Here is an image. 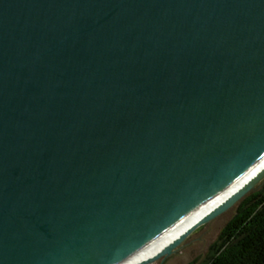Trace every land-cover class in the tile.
<instances>
[{"label":"water","instance_id":"95a60500","mask_svg":"<svg viewBox=\"0 0 264 264\" xmlns=\"http://www.w3.org/2000/svg\"><path fill=\"white\" fill-rule=\"evenodd\" d=\"M263 161L264 0H0V264H115Z\"/></svg>","mask_w":264,"mask_h":264},{"label":"trees","instance_id":"16d2710c","mask_svg":"<svg viewBox=\"0 0 264 264\" xmlns=\"http://www.w3.org/2000/svg\"><path fill=\"white\" fill-rule=\"evenodd\" d=\"M201 264H264V186L240 203Z\"/></svg>","mask_w":264,"mask_h":264},{"label":"rangeland","instance_id":"374dc122","mask_svg":"<svg viewBox=\"0 0 264 264\" xmlns=\"http://www.w3.org/2000/svg\"><path fill=\"white\" fill-rule=\"evenodd\" d=\"M264 186L259 185L256 190L251 192L247 197L259 191ZM243 199V200H244ZM241 200L236 206L222 214L221 216L211 220L205 225L198 228L195 232L190 234L177 248H175L168 255L161 257L151 264H201L207 257L210 248L214 245L223 229L233 219Z\"/></svg>","mask_w":264,"mask_h":264},{"label":"bare ground","instance_id":"6f19581e","mask_svg":"<svg viewBox=\"0 0 264 264\" xmlns=\"http://www.w3.org/2000/svg\"><path fill=\"white\" fill-rule=\"evenodd\" d=\"M262 170H264V161L254 168L250 173L245 175L243 178L238 180L229 189H227L222 195L218 196L206 206L196 211L188 219L184 220L181 224L176 226L174 229L170 230L163 236L152 241L143 248L132 252L124 257L117 260L115 264H138L144 260L154 257L160 253L164 248L172 244L176 239H178L184 232H186L191 226L199 222L201 219L206 217L216 208L221 206L225 201H227L232 195L241 190L250 180L257 176Z\"/></svg>","mask_w":264,"mask_h":264}]
</instances>
